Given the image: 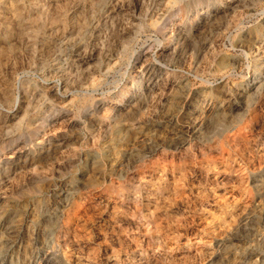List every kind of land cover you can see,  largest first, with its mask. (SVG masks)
Masks as SVG:
<instances>
[{
    "label": "rangeland",
    "instance_id": "rangeland-1",
    "mask_svg": "<svg viewBox=\"0 0 264 264\" xmlns=\"http://www.w3.org/2000/svg\"><path fill=\"white\" fill-rule=\"evenodd\" d=\"M219 1L0 0V156L8 158L6 163L0 162L2 195L8 203L2 210L14 215L7 225L8 230L14 229L12 237L5 234L10 241L0 245V264L5 255L13 258V264H26L32 253L42 252V247L28 253L23 248L12 251L13 244H24L21 233L27 228L22 212L30 204L43 202L41 209L50 218L47 244L57 249L61 213L54 203L55 193L47 197L45 192L60 182H71L79 158L85 155L96 158L95 173L72 192L67 204L83 207L78 230L88 240L76 239L83 248H76L73 261L68 257L65 263L264 264V199L250 204L253 196L260 195L247 184L234 183L241 177L236 171L244 162L242 157L234 153L231 160H217L213 146L226 134H233L255 110L264 114V99H247L241 104L245 108L241 113L212 117L209 127L200 133L170 136L151 130L139 141L137 126L140 121H156L153 113L161 109L160 102L127 105L123 95L136 91L132 79H186L192 90L206 91H218L217 87L223 89L228 83L225 89L238 92L244 79L251 77L252 61L246 63L251 70L245 66L241 71L234 65L226 75L217 72V64L245 58L232 49L230 39L237 36L242 24L245 32L254 30L264 1L236 0L232 10L218 20L190 32L193 14ZM45 117L62 121L57 130L60 137L51 153L38 159L32 124ZM260 118L258 125L264 128L260 125L264 116ZM203 148L209 150L206 160L198 152ZM189 149L194 156L190 161L159 160L162 154L186 155ZM105 151L115 153L111 166ZM223 166L231 177L225 183L221 182ZM128 180L138 189H129L123 197L113 192L115 183ZM80 196H88V202ZM18 209L21 213L16 215ZM131 213L135 214L132 220ZM223 230L225 238L220 235ZM49 264L63 263L54 257Z\"/></svg>",
    "mask_w": 264,
    "mask_h": 264
},
{
    "label": "bare ground",
    "instance_id": "bare-ground-1",
    "mask_svg": "<svg viewBox=\"0 0 264 264\" xmlns=\"http://www.w3.org/2000/svg\"><path fill=\"white\" fill-rule=\"evenodd\" d=\"M261 1H264V0H261ZM235 2H236V0H220L217 5H214V4L209 3L206 6H204V8H202L200 10H197L193 14L192 20H190V28H189V31L191 32L192 30H195L197 28H200L201 26L208 25L212 21L216 20L221 14H224V13L228 12L229 10H232L231 8L234 7ZM251 14H250V16H251ZM259 15H260L261 18H259V22H257L258 24L255 25L254 30L251 28L250 30L248 29L245 32L244 31L245 28L243 27V24H242L241 27L239 28L240 31L238 32L237 36L234 37V39H232V38L230 39V43H231L232 49L233 50H236V51H241L242 53H244L245 54V58L242 59L241 61H238L234 57L232 59L233 62H231V63H227L225 61H221L220 63L217 64V66H218L217 72H221L224 75H226V72H228V70L231 67H234V65H237L239 67V69H241V71H242V69H245V66H246L247 61H249V60L252 61L253 70L251 71V77L249 79H246V78L244 79V83L241 85L242 87H241V89L238 92H235L234 90H231V89H228V88L225 89V87H228V83L225 85V87L223 89H220V87H217L218 91L215 90V88H212V89L209 88L206 91V90H204V88H203V90L201 88H200L201 90H192L190 88L189 84L187 83V80L186 79H132V82H133L134 86L136 87V91H135L136 93L135 92H130V91H127V93H124L123 95H124L125 104L130 105L132 103H136V104H139V105H142V104L144 105V103L147 102V101L150 104V101L149 100H157V101L160 102V107H161V109H159L156 113H153V115L155 114L157 116L156 121H152L153 120L152 119L151 121H149L148 124H146L144 121L143 122L140 121V124L137 126L138 127L137 128L138 135L136 134L137 135V139L139 141H144L148 137V135L146 133L147 132L148 133L151 132V130H152V132L153 131H155V132H162V133L167 134V135H170V136L173 133L175 134V133H179V132H182L183 134H185V133L186 134H196V133H200L201 131L205 130L204 128L206 127L207 124H209L208 121H210V119L212 117L215 118V117H221V116L226 115V114L227 115L228 114L234 115V114L241 113L242 110H243V108H244V106H242L241 104H243L244 101H246L247 99H250V100L252 98L253 99L256 98L257 100H263L264 99V11H262ZM170 26L176 27L174 24L172 25V23H170ZM246 69H250L251 70L252 68H251V66L250 67L249 66H246ZM143 77H145V76H143ZM212 81H214V80H212ZM225 81H229V79H225ZM93 83H94V81H93ZM207 84H208V82H207ZM233 88H235V87H233ZM158 108H159V105H158ZM142 109L144 110V107H142ZM260 112H262V111L255 110L253 112V114L251 113L252 114V117H250V118H248V120L244 121L237 128V130L235 129L236 131L233 134H231V135H227L226 134V136H223L221 139L217 140L215 142V145H213L214 146V149L216 150V154L215 155L217 157L216 158L217 160H220V159H223V158H226L227 160H231L232 156L234 157V153H235V155L238 154L240 157H242V161H244V162L241 165H237L238 169L236 168L237 169L236 173H239V175L241 177L239 176L240 177L239 179H235L234 180V183L235 184L236 183H240L242 185L247 184L248 187L252 188L251 189V192L256 191L257 194L260 195V196H257V197L256 196H253V198L251 199V202H250V204H253V205L254 204H257L259 201L261 202V200L264 199V141H263L264 140V128L263 127H260L258 125V121H259L260 116H262V115L264 116V114L261 115ZM156 116H155V118H156ZM260 119H262V118H260ZM214 120H215V122H217L216 121L217 118L214 119ZM259 122H261V121H259ZM61 123H62V121H61ZM61 123H60V120L59 119L45 117V118H42L41 120H39L38 122L32 124V127H33L32 130L33 131H31V132H32V135H33V140L37 143V147H38L37 150H36V158L40 159V158H44L45 156H48L51 153L52 149L55 148L54 147V143L57 141V138L60 137L58 135L57 130H58V126ZM263 124H264L263 122H262V124L260 123V125H263ZM212 126H214V124ZM207 127H209V126L207 125ZM158 135H160V134L158 133ZM151 138H153V137H151ZM165 138H167V137H165ZM109 150H110V147H109ZM57 151H58V149H57ZM207 151H209V150H206L204 148L203 149H198V152L201 155L200 157L203 160H206L204 158H209L210 157V155L207 154L208 153ZM191 153H192V151H191V149H189V150H187L186 155H180V156L171 155V156H168L166 154H162L161 157H160L161 159H159V160H161L163 162H167V161H169V159L171 157L172 158V162L171 163H173V162H175V163L176 162L177 163H179V162L180 163L181 162H187L188 160L190 161V159H192L194 157L193 154H191ZM187 155L190 156V157H188ZM105 156H106V158H107V160H108V162H109V164L111 166V164H113L114 159H115V153H113V152L110 153L109 151L108 152L105 151ZM175 157H178V158L175 159ZM212 158H214V157H212ZM7 160H8V158L5 155L2 154L0 156V162L6 163ZM70 164H71V162H70ZM77 164L78 165H77L76 171L75 170H72V171H75V177L72 178V181L71 182H69V183H61L60 182L59 185L50 186V187L47 188L46 192L44 191L46 193V196L47 197L48 196L50 197V194L51 193H55V197L53 198L54 199V203L56 204V206L58 207V209L60 210V213H61L60 214V219H59L60 220V222H59L60 225L58 226L59 230H58V233H57V238H58L57 239L58 246H56L57 249L56 248H51L50 243L47 244V240L48 239L46 238V235L47 234L45 235V233L47 232V228H48V224H49L50 218L48 216L44 215V213H43V211L41 209V205L43 204V202L41 201L42 203L39 206H36V205L35 206L34 205L32 206L30 204V206H25L24 207L22 213H24V216H25L24 226H25V228H27V230L22 229V233H21V236H22V239L24 241V244H22V245H20V244H13L12 251H17L18 252V251H21V249L23 248L28 253V251H31L34 248L42 247V252H40V254H34V253H32L28 257L29 260H28V262L26 264H49L50 259L51 258H54V257L57 260H59L60 263L67 264V263H65L66 261L64 259H66V258L69 257L70 262L73 261V260H71V258L73 257L72 254H73V252H75V249L76 248L77 249L78 248H80V249L83 248L82 247L83 245H78V243L76 242V239H78L79 237L81 238V240L82 239H84V240L87 239L86 236H83L82 235V237H81L80 236L81 233H79V230H78L79 229L78 221H80L81 209L83 207H81L77 203H71L70 202L71 204L70 203L67 204V202H69L68 199L71 197L72 192H74V190L76 188L78 189L80 186H82L86 182H88L87 180H89V175L91 176V174H94L95 173L97 163H96V158H93L91 156L89 157V155H85L84 157H80L79 158V161L77 162ZM215 165H217V164H215ZM4 166H6V165H4ZM213 170H215V169H213ZM2 172H3V168L1 167L0 168V183H1V186H0V245L1 246H5V245L7 246L8 240H9L8 238H11L12 237V234H13V231H14V229L12 227L10 228V230H8L9 228H7V225L10 226V223H11L12 218H13L14 215L6 214L4 212V210H2V207H6V208L8 207V203L6 202L5 198H3V195H2L3 194L2 191L5 188L4 184L2 185ZM183 173H185V172H183ZM221 173H222V175L224 177V178L222 177L221 182L224 181V179H227V178L228 179H231V177H228L227 176V175H229L230 172L228 171V169H225V167H224V170ZM185 174L187 175V173H185ZM180 175H181V173H180ZM235 176L238 178V175H235ZM180 178H182V177L180 176ZM141 179L142 180H145V179H143V176H141ZM142 180H140V181H142ZM150 180H152V179H150ZM214 180H215V182L217 184L220 183V179L217 176L214 177ZM224 183H225V181H224ZM133 185L134 184L132 183V181L131 180H128V181H125L122 184L115 183L113 185L112 189H113V192H115L119 196H122L123 197V195H127L128 194L129 189H131V191H132V189H138V188H135L134 187L135 185L134 186ZM156 186H157V184H156ZM238 186H240V185H238ZM242 187H240V188H242ZM158 188H160V187H158ZM226 188H228V187H226ZM160 189H162V188H160ZM213 189H215V188H213ZM233 189H234V187H233ZM220 194H222V193H220ZM232 194H231V197H232ZM85 195H87V194H85ZM248 195H250V193ZM73 196H75V194ZM83 196H84V194H83ZM211 196L214 197V194L211 195ZM226 196H228V194ZM86 197L88 199V196H86ZM87 199H85L84 197L82 198V200H86V201H87ZM70 200H72V199H70ZM217 200H219V199H217ZM217 200L214 201V202H217ZM218 202H221V201L219 200ZM14 204H16V203H14ZM226 204H228V203H226ZM117 206H119V205H117ZM215 206H216V204H215ZM230 207H231V205H230ZM233 207H234V205H233ZM258 207H260V206H258ZM14 208H19V207L17 205ZM201 209H202V207H201ZM19 210L20 209H18V212L16 213V215L19 214V213H21V210L20 211ZM242 210H243V208H242ZM199 211H200V209H199ZM244 211H245V209H244ZM14 212H16V211H14ZM14 212H13V214H14ZM131 212H133V211H131ZM243 213H240V214H243ZM1 214H3V216H1ZM215 214H217V213H215ZM129 216H130V219L131 218L132 219L135 218V214L134 213L129 214ZM246 216L248 217L249 214L246 215ZM246 216L244 218H246ZM55 219H56V217H55ZM248 219L249 218H247V220ZM253 221H252V218H251V222H253ZM159 222H161V220ZM246 222H248V221H246ZM263 222H264V220H263ZM20 223L22 225V222H20ZM140 223H142V222H140ZM162 224H164V223H162ZM21 225H19V226H21ZM13 227H14V225H13ZM159 227H160V225H159ZM242 227H244V226H242ZM153 228H154V226H153ZM234 230H237V229H234ZM219 231H218V233H219ZM237 233H238V231H237ZM5 234L8 236V238H7V236H5ZM225 234L226 233L224 232V230H223L222 233H220V235L223 236V237H224ZM238 234H240V233H238ZM227 235H228V233H227ZM221 236H218V237L220 238ZM235 238H237V237H235ZM231 239H232V236H231ZM1 255H3V254H1ZM1 260L4 262V264H13V261H12L13 258L12 259H8V256H6V255L5 256H2V259Z\"/></svg>",
    "mask_w": 264,
    "mask_h": 264
}]
</instances>
